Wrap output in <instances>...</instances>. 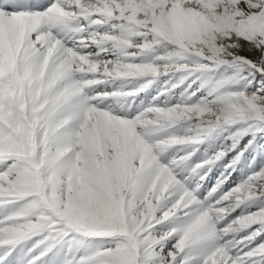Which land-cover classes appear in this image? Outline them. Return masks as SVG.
<instances>
[{"label": "snow or ice", "instance_id": "snow-or-ice-1", "mask_svg": "<svg viewBox=\"0 0 264 264\" xmlns=\"http://www.w3.org/2000/svg\"><path fill=\"white\" fill-rule=\"evenodd\" d=\"M258 137L264 0H0V264H264Z\"/></svg>", "mask_w": 264, "mask_h": 264}, {"label": "rangeland", "instance_id": "rangeland-1", "mask_svg": "<svg viewBox=\"0 0 264 264\" xmlns=\"http://www.w3.org/2000/svg\"><path fill=\"white\" fill-rule=\"evenodd\" d=\"M169 80V76L165 75L160 77V79L157 81V83L149 89L146 93H141L138 95L134 101H129L128 103H125L123 107L128 108L129 105L132 109H139L140 107L147 105L149 101L152 100L154 96H156L157 92L160 90L161 85L164 84L165 81ZM174 82V81H173ZM195 87V86H194ZM182 91V88H178L175 90V95L172 97V103H176L180 99V92ZM163 99V97H161ZM114 107H119V105H113ZM227 133H224L223 136H226ZM223 136H221L219 139H216L214 141H209L200 146V150L196 153V155L193 157V160H197L198 158L202 157L205 150L209 149L210 145H219L223 143ZM247 137L241 141V144L246 143ZM258 143L256 145L255 150L249 149L244 155V157L241 158L240 163L236 166V171L232 173V180L235 182H239L241 179H243L250 171L248 165L252 161L253 158H255L257 162V166L264 164V137H258L257 138ZM210 150V149H209ZM234 155V153H230L228 157L225 158V161H222L221 164L226 162L228 159L231 158V156ZM220 171H222L221 167L214 168L211 173H209V180L207 181V186L211 187L215 181L216 177L219 175ZM227 187V186H226ZM250 211H255V208L249 209ZM240 210L238 209L236 213L233 215H238Z\"/></svg>", "mask_w": 264, "mask_h": 264}]
</instances>
